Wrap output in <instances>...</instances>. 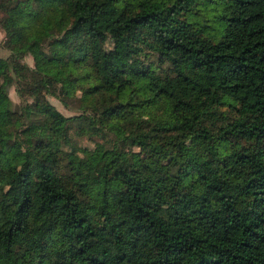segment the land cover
<instances>
[{
    "label": "trees",
    "instance_id": "obj_1",
    "mask_svg": "<svg viewBox=\"0 0 264 264\" xmlns=\"http://www.w3.org/2000/svg\"><path fill=\"white\" fill-rule=\"evenodd\" d=\"M0 27V264H264V0H0Z\"/></svg>",
    "mask_w": 264,
    "mask_h": 264
},
{
    "label": "rangeland",
    "instance_id": "obj_2",
    "mask_svg": "<svg viewBox=\"0 0 264 264\" xmlns=\"http://www.w3.org/2000/svg\"><path fill=\"white\" fill-rule=\"evenodd\" d=\"M5 42H6L5 33L0 27V57L8 56V51L5 49ZM23 64H25L27 67L32 69L33 68L32 58L27 57L25 60L18 62L16 65L20 66ZM28 77H30V79L32 81L41 80L38 75L33 74V73L28 74ZM9 97L14 102V104H20V100L18 99L14 89L9 90ZM48 100L55 107V109L65 117L74 116L78 112L77 111L78 104H70L69 107H66L64 104H62L56 98L49 97ZM76 130H77V126L71 125V127L69 128L68 135L72 139V142L77 146V152L76 153H77L78 157L84 156L85 153H87V152L94 151L96 149V147L100 146V144L104 145V149L105 148L108 149L107 144L103 143L102 141H100L96 138H93V137L90 138L88 136H81V137L76 136V134H75ZM19 138L22 139V136L19 135ZM62 150H63L65 156L62 158V161H61V169L64 170L67 167H70L71 164L75 163L77 161L78 157L74 156L71 153L70 149L65 145L62 146ZM132 151L138 152L139 150L134 148ZM108 152L109 151H107L106 156L109 155Z\"/></svg>",
    "mask_w": 264,
    "mask_h": 264
}]
</instances>
